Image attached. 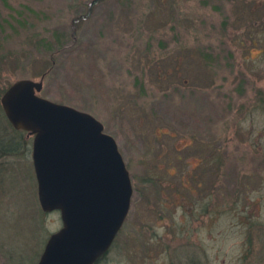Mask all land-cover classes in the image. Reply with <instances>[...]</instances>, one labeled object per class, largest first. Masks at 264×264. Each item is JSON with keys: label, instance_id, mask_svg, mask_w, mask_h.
Returning a JSON list of instances; mask_svg holds the SVG:
<instances>
[{"label": "rangeland", "instance_id": "1", "mask_svg": "<svg viewBox=\"0 0 264 264\" xmlns=\"http://www.w3.org/2000/svg\"><path fill=\"white\" fill-rule=\"evenodd\" d=\"M21 78L98 118L130 172L95 264H264V0H0V264L62 226L1 104Z\"/></svg>", "mask_w": 264, "mask_h": 264}, {"label": "water", "instance_id": "2", "mask_svg": "<svg viewBox=\"0 0 264 264\" xmlns=\"http://www.w3.org/2000/svg\"><path fill=\"white\" fill-rule=\"evenodd\" d=\"M43 80L10 84L1 104L16 129L33 135L38 197L62 226L35 264H95L113 245L131 206L133 185L114 136L93 114L39 94Z\"/></svg>", "mask_w": 264, "mask_h": 264}, {"label": "trees", "instance_id": "3", "mask_svg": "<svg viewBox=\"0 0 264 264\" xmlns=\"http://www.w3.org/2000/svg\"><path fill=\"white\" fill-rule=\"evenodd\" d=\"M2 144V145H1ZM0 149H3V150H8L10 147L7 145V144H3V143H0Z\"/></svg>", "mask_w": 264, "mask_h": 264}]
</instances>
